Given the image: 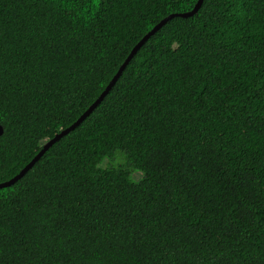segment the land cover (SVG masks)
Listing matches in <instances>:
<instances>
[{
    "label": "trees",
    "instance_id": "1",
    "mask_svg": "<svg viewBox=\"0 0 264 264\" xmlns=\"http://www.w3.org/2000/svg\"><path fill=\"white\" fill-rule=\"evenodd\" d=\"M197 2L0 0V183ZM0 264H264V0L153 33L0 188Z\"/></svg>",
    "mask_w": 264,
    "mask_h": 264
},
{
    "label": "water",
    "instance_id": "2",
    "mask_svg": "<svg viewBox=\"0 0 264 264\" xmlns=\"http://www.w3.org/2000/svg\"><path fill=\"white\" fill-rule=\"evenodd\" d=\"M204 0H198L196 6L188 12L183 13H174L169 15L168 17L164 18L160 23H158L147 35L144 36V38L134 47L126 61L123 63V65L120 67L114 78L111 80V82L108 84L106 89L101 93V95L98 97V99L79 117L77 121H75L71 126L67 127L66 129L62 130L60 133H58L54 138L50 139L44 144V147L42 150L18 173L15 175L12 179L1 182V187H6L11 184H14L18 179H20L43 155L44 153L59 139H61L64 135L68 134L71 130L75 129L88 115H90L94 109L102 102V100L105 98V96L110 92V90L113 88L119 77L121 76L123 70L129 63V61L132 59V57L137 53L139 48L149 39V37L155 33L158 29H160L165 23H167L170 19H172L175 16H182V17H189L194 15L202 6ZM0 133H3V128L0 127Z\"/></svg>",
    "mask_w": 264,
    "mask_h": 264
},
{
    "label": "rangeland",
    "instance_id": "3",
    "mask_svg": "<svg viewBox=\"0 0 264 264\" xmlns=\"http://www.w3.org/2000/svg\"><path fill=\"white\" fill-rule=\"evenodd\" d=\"M124 157L126 160L125 162L122 161V158ZM126 163H127V157L123 151H117L114 157L112 158L107 157L102 162V164H104L106 167H119V166L126 165ZM131 177L135 182H140L143 179L144 174L140 170L133 169L131 171Z\"/></svg>",
    "mask_w": 264,
    "mask_h": 264
}]
</instances>
